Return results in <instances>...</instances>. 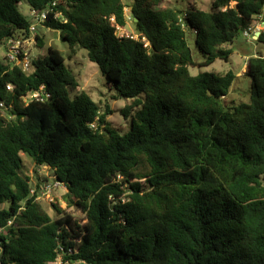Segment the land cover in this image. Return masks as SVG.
I'll return each instance as SVG.
<instances>
[{
    "label": "trees",
    "instance_id": "16d2710c",
    "mask_svg": "<svg viewBox=\"0 0 264 264\" xmlns=\"http://www.w3.org/2000/svg\"><path fill=\"white\" fill-rule=\"evenodd\" d=\"M23 1L47 11L41 25L72 55L86 51L112 100L130 101L121 110L130 129L120 134L108 104L100 113L77 92L59 50L32 59L27 73L0 60V264L58 255L79 264H264V54L245 64L248 104L225 101L231 71L189 72L228 62L264 0H213L208 11L131 0L137 39L115 33L126 25L122 0H0V43L30 36ZM255 42L264 47V31ZM23 154L52 171L81 219L54 203L58 217L47 214L20 173Z\"/></svg>",
    "mask_w": 264,
    "mask_h": 264
},
{
    "label": "rangeland",
    "instance_id": "374dc122",
    "mask_svg": "<svg viewBox=\"0 0 264 264\" xmlns=\"http://www.w3.org/2000/svg\"><path fill=\"white\" fill-rule=\"evenodd\" d=\"M213 0H163L161 7H174L178 10L185 11L191 6L198 9L208 11ZM126 6L124 14L126 18V25L124 28H117L116 35L132 36L138 38L134 30L135 21L130 14L131 0H122ZM19 12L30 24H34L31 15L30 7L26 2H21L18 6ZM255 21H264V9L261 17L255 18ZM41 39V44L35 40V36ZM32 43L27 47L30 49V56L32 59L43 58L47 54L49 47L59 50L65 57V64L70 69L78 82V90L86 92L91 99L99 106L100 113L104 111V106L109 105L112 114L107 116L109 125L116 128L120 134L128 132L130 129V115L127 118L123 116L121 110L130 105L129 100L119 99L112 100V91L109 90L106 79L101 75L97 65L87 59L86 51L84 49L76 50V54L72 55L67 45L60 40L59 33L54 30L47 29L41 24L36 27V32L31 35ZM186 41L192 50V57L196 64L202 61L201 54L197 51L194 45L195 35L192 31L186 32ZM232 49V54L228 62L217 59L213 64L207 67H189L191 75L195 76L199 73H217L225 74L231 71L235 75V79L224 98L229 105H239L241 103L248 104L250 102V79L245 74V64L248 58L256 55L264 54V47L255 42V39H248L243 37L242 33L236 37L232 44L228 46ZM6 46L4 42L0 43V60L4 61ZM70 56V57H69ZM74 93L71 94L73 96ZM22 168L21 175L30 178V186L35 187L36 184L43 181H52L54 176L52 171L46 166H36L30 157L21 155ZM66 191L64 188H55L50 194L37 198L36 201L52 218L58 217V214L53 208V203L57 204L61 210L71 213L74 217L80 218L74 210L69 209L64 201Z\"/></svg>",
    "mask_w": 264,
    "mask_h": 264
},
{
    "label": "built area",
    "instance_id": "2783aa9c",
    "mask_svg": "<svg viewBox=\"0 0 264 264\" xmlns=\"http://www.w3.org/2000/svg\"><path fill=\"white\" fill-rule=\"evenodd\" d=\"M30 15L35 22L29 26L28 38L24 37H15L10 38L5 41L4 45L6 46V52L4 57V62L11 67H19L23 72L27 73L31 69L32 58L30 56V49L28 45L32 43L31 35L36 32V27L38 24H42L47 19V11L44 10L40 13H34L30 11ZM261 31H264V21H253L243 32L242 35L248 39H257V34H260ZM134 38V37H133ZM145 42L144 38L142 39ZM146 46V44H144ZM11 86H7V90H10ZM39 94L34 93L28 99H39ZM90 128H95L94 124H90ZM38 186L31 187V195H36V199L47 194H50L55 188H63V186L56 181L54 178L52 181H43L38 183ZM10 223V222H9ZM49 264H79V262H72L68 260H62L61 256L58 257Z\"/></svg>",
    "mask_w": 264,
    "mask_h": 264
},
{
    "label": "water",
    "instance_id": "95a60500",
    "mask_svg": "<svg viewBox=\"0 0 264 264\" xmlns=\"http://www.w3.org/2000/svg\"><path fill=\"white\" fill-rule=\"evenodd\" d=\"M136 21V20H135ZM259 36V34H257V37Z\"/></svg>",
    "mask_w": 264,
    "mask_h": 264
}]
</instances>
